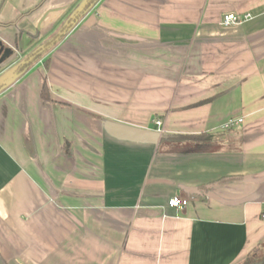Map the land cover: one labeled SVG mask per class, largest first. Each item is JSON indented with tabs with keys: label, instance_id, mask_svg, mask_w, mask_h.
<instances>
[{
	"label": "crops",
	"instance_id": "obj_1",
	"mask_svg": "<svg viewBox=\"0 0 264 264\" xmlns=\"http://www.w3.org/2000/svg\"><path fill=\"white\" fill-rule=\"evenodd\" d=\"M0 43L3 263L241 264L264 245V0H0Z\"/></svg>",
	"mask_w": 264,
	"mask_h": 264
},
{
	"label": "built area",
	"instance_id": "obj_2",
	"mask_svg": "<svg viewBox=\"0 0 264 264\" xmlns=\"http://www.w3.org/2000/svg\"><path fill=\"white\" fill-rule=\"evenodd\" d=\"M251 18L250 14L245 13L243 15H239V14H235L232 12H228L227 14H224L222 16L221 22L220 24L223 27H228L231 25H236V24H240L243 23V21L247 20ZM241 122V119H235V118H231V120H229L226 123L225 128L231 127L233 125H236L237 123ZM153 123H155L156 126H158V130L161 131V120L160 119H154ZM168 206H172V207H183V206H187L188 204V200L181 198L180 196L177 195H172L168 200H167ZM262 218L264 219V214L262 216Z\"/></svg>",
	"mask_w": 264,
	"mask_h": 264
},
{
	"label": "trees",
	"instance_id": "obj_3",
	"mask_svg": "<svg viewBox=\"0 0 264 264\" xmlns=\"http://www.w3.org/2000/svg\"><path fill=\"white\" fill-rule=\"evenodd\" d=\"M47 92H48L47 85L45 83L43 85V88H42V91H41V95H42L43 98H47L48 99ZM201 137H202V135L197 136V137H192V138L200 140ZM258 250H259L260 253L258 252ZM257 260H262L264 262V245H259L257 247V249H255L253 251V253H251L244 261H242L241 264H250L251 262H254V261H257Z\"/></svg>",
	"mask_w": 264,
	"mask_h": 264
},
{
	"label": "water",
	"instance_id": "obj_4",
	"mask_svg": "<svg viewBox=\"0 0 264 264\" xmlns=\"http://www.w3.org/2000/svg\"><path fill=\"white\" fill-rule=\"evenodd\" d=\"M13 55L12 50L9 47H4L2 43H0V65L5 63L11 56ZM0 264H5L0 258ZM250 264H264L262 260L251 262Z\"/></svg>",
	"mask_w": 264,
	"mask_h": 264
},
{
	"label": "rangeland",
	"instance_id": "obj_5",
	"mask_svg": "<svg viewBox=\"0 0 264 264\" xmlns=\"http://www.w3.org/2000/svg\"><path fill=\"white\" fill-rule=\"evenodd\" d=\"M2 77H3V75L1 76V78H2ZM3 79H4V78H2L1 81H2ZM5 82H7V81H6V80L3 81V83H5ZM253 251H254V250H253ZM253 251H251V253H253ZM258 252H259V250H258ZM251 253H250V254H251ZM259 253H260V252H259ZM250 254H249V255H250ZM257 254H258V253H257ZM249 255H248V256H249ZM248 256H247V257H248ZM247 257H246V258H247ZM246 258H245V259H246ZM257 261H259V260H257Z\"/></svg>",
	"mask_w": 264,
	"mask_h": 264
}]
</instances>
